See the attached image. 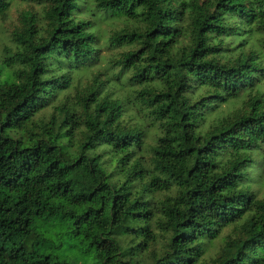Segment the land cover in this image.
Wrapping results in <instances>:
<instances>
[{
	"label": "trees",
	"instance_id": "1",
	"mask_svg": "<svg viewBox=\"0 0 264 264\" xmlns=\"http://www.w3.org/2000/svg\"><path fill=\"white\" fill-rule=\"evenodd\" d=\"M25 1L41 18L0 54V264H73L50 231L93 264H264V0ZM99 19L122 25L102 41Z\"/></svg>",
	"mask_w": 264,
	"mask_h": 264
},
{
	"label": "rangeland",
	"instance_id": "2",
	"mask_svg": "<svg viewBox=\"0 0 264 264\" xmlns=\"http://www.w3.org/2000/svg\"><path fill=\"white\" fill-rule=\"evenodd\" d=\"M43 6L41 4H36L35 2L25 1V0H10V7L7 12V17L5 20L0 19V54L2 53V49L4 45L10 44V37H11V31L14 27L20 25V14L25 10H30L36 13L41 18ZM98 24L100 26V32L101 37L107 38L110 35V32L113 28L116 26L122 25V21L120 20H103L99 19ZM121 51V48H109L107 46H104L99 54H100V60L97 61V66L94 68L95 70L92 71H99L101 69H104V71L109 72L110 74L115 72L114 69L111 68L110 63L108 60L112 58V56L118 54V52ZM91 70L81 73V81H87L92 73H89ZM126 91V90H125ZM124 91L120 90V93ZM241 105L240 100H233L229 103L222 104L217 111L214 113L213 117H222L227 115L228 113L236 110ZM133 116L135 118H138L139 116L143 117V114L139 113H133ZM128 117V116H126ZM140 118V117H139ZM148 137L147 141L151 142L155 134L158 132V128L156 125H148ZM260 190H262L261 187H259ZM160 194H156V197H160ZM229 231L228 228L224 229V231L221 233L222 236L226 235V233ZM57 231H50L45 234V237L48 239V241L52 244V247H48L46 252L48 254H52L53 256L59 258V259H66L70 263H76V264H93L90 260V258H87L86 256H81L78 254L75 249L70 247L71 242L68 240L66 235L62 233H58ZM161 241H158L154 245V248H159ZM221 239H218L215 241V244L210 247L206 255H212L215 254L221 245ZM94 248H98L102 251H107L110 249V246L108 243H103L100 245L94 246ZM42 250V248H41Z\"/></svg>",
	"mask_w": 264,
	"mask_h": 264
}]
</instances>
